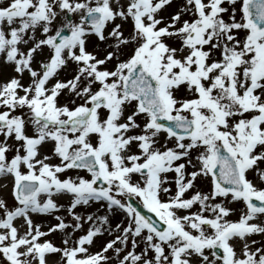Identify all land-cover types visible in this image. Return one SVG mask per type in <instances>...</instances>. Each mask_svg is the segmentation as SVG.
I'll use <instances>...</instances> for the list:
<instances>
[{
    "label": "snow or ice",
    "instance_id": "snow-or-ice-1",
    "mask_svg": "<svg viewBox=\"0 0 264 264\" xmlns=\"http://www.w3.org/2000/svg\"><path fill=\"white\" fill-rule=\"evenodd\" d=\"M170 4L0 2V59L14 73L0 81V178H13L17 202L0 198V264H47L53 252L65 264H108L110 249L118 264H264V244L248 239L264 234V0H185L166 19ZM117 18L131 19L127 34ZM93 36L103 56L88 49ZM70 61L74 74L60 79ZM62 93L70 99L61 102ZM46 143L50 155L41 152ZM73 169L90 178H61ZM61 194L71 196L73 231L84 220L93 226L71 244L66 234L58 248L40 238L69 223L56 216L45 232L32 214L64 208L54 199ZM241 201L239 219H228L229 204ZM93 202L124 220L112 228L107 215L74 211ZM103 224L118 234L92 253L86 245Z\"/></svg>",
    "mask_w": 264,
    "mask_h": 264
},
{
    "label": "rangeland",
    "instance_id": "rangeland-1",
    "mask_svg": "<svg viewBox=\"0 0 264 264\" xmlns=\"http://www.w3.org/2000/svg\"><path fill=\"white\" fill-rule=\"evenodd\" d=\"M0 2H3V0H0ZM184 2H185V0H171V4L165 6V8L161 11L160 15H163L166 19L170 18V15L173 14L174 12L178 11L180 6H182L184 4ZM185 18H187V17H185ZM115 23H121L122 24V27L125 30V34H127L132 28V22H131L130 18L126 22L121 21L119 18H117ZM112 26L113 25L110 24L108 27L110 28ZM37 35L40 36L39 31H38ZM169 42L171 43V41H169ZM88 49L90 51H95L96 53H98L99 56H103V54H104L103 42L98 41L97 38L94 36L90 37V42L88 43ZM47 51L48 50L45 49V54L47 53ZM38 59H41V57H38ZM75 68H76V65L70 61L68 69L66 71L62 70L60 72L59 78L60 79L71 78L72 75L74 74ZM13 74L14 73L12 72L11 66L5 65L3 60L0 59V81L5 80L6 78H8L9 76H11ZM23 82L27 83L28 81H27V79H25ZM51 82H54V81H50V83ZM178 95H187V93L185 91V92L179 93ZM60 99H61V102H66L68 99H70V97L66 93H62ZM76 102L81 103L82 101H80L79 99H76ZM18 111H21V110H18ZM23 111H26V110H23ZM27 133L29 135L34 134L31 125L27 126ZM0 139H2V137H0ZM10 142H12V141H10ZM51 148H52V145L50 143H49V148H47L44 153L42 152V148H41L42 154H49L50 155L51 154ZM13 151H10L8 153V155L11 156L13 154ZM48 162L52 163V164H57V163H59V158L58 157H52V159H50ZM189 170H191V169H189ZM77 174L84 175L87 178H90V174H88L84 170H74V169L73 170H66L64 173H62L60 175H61V178H66L69 175L75 177ZM169 175L174 176L175 174L170 173ZM6 178L13 182V178L11 176H8ZM133 178L138 179L137 176H134ZM249 178L253 179L254 182H256L258 184L260 183L258 180L255 179L254 173H250ZM3 179H5V178H0V180H3ZM196 185H197V188H199L205 192L208 191L209 187H210L209 180L204 179V178H198ZM262 186H264V185H262ZM12 187H13V183H12ZM6 189L7 188L0 189V195H3V197H4V194L6 192ZM195 190L196 189H190L189 191H187L185 193V197L191 196ZM172 192H173V194L175 192L174 182L172 183ZM61 195H64L65 200H60L57 203L62 204L65 207L61 208L58 212L51 214V215L50 214H32V218L34 220V223L39 224L41 226V231H45V232H47V229L51 225L59 222L56 219V216H62L64 218V220L69 223L70 226L66 230H56V231L50 232L46 236L40 238L41 241H44V240L51 241L58 248L65 247L63 241H64V239L67 238L66 234L71 236V239L69 240V244H71L72 241L76 240L80 235L85 234L87 232V230L93 226L92 221L84 220V221H82L83 227L81 229L73 231L71 224H74L75 220L73 219L72 215L67 210V206L71 201V196L66 195V194H61ZM134 198L143 206L140 199H138L136 197H134ZM162 198L167 199V196L162 194ZM5 201L9 206H12V205L17 203L13 198L12 191H11V195H10L9 199H5ZM198 207H199V205H195L193 207L192 211L197 210ZM229 207L235 208L236 211L234 213H231L229 215L228 219L233 220V221L238 220L239 216H240V210L242 208H244L243 202L242 201L241 202H233V203L229 204ZM74 211L78 212L82 216L86 215V214H91L94 218L98 217V216L107 215L109 217V224L112 226V228H114L115 225L117 223H119L121 220H124V214L122 211H120V210L109 211L106 208V206H102L101 202H93V203H90L89 205H81V206H78ZM178 214L183 215L184 212H182V213L179 212ZM206 214H208V213H206ZM252 222H260V220L258 219L256 221H252ZM15 223L17 224V226L23 225V220L21 218H18L15 221ZM96 223H97V225H101L100 221H96ZM109 224H103L102 227L105 229V231L102 234H97L94 237V242L91 245H86L89 248L90 252L94 253L96 251H100L101 248L103 247V245L108 240L113 239L114 235L118 234V233H114V232L110 233L108 231ZM24 230H26V225H24L23 227H20L21 232H23ZM248 239L257 241V244L253 245V247H258V246H261L262 244H264V234H258V233L252 234L248 237ZM233 242L235 243V241H233ZM142 247H143V245H140L138 247L137 251L142 250ZM206 254H210L209 250H206ZM107 255L111 257V260L108 262V264H118V260H117L116 255L112 249H110L108 251ZM122 255H123V253H121V256ZM46 262H47V264H65V258L62 257L61 252L47 253L46 254Z\"/></svg>",
    "mask_w": 264,
    "mask_h": 264
},
{
    "label": "bare ground",
    "instance_id": "bare-ground-1",
    "mask_svg": "<svg viewBox=\"0 0 264 264\" xmlns=\"http://www.w3.org/2000/svg\"><path fill=\"white\" fill-rule=\"evenodd\" d=\"M49 148V143H46L42 146V152L44 153L45 150ZM12 181H10L9 179L5 178L3 180H0V189L2 188H7L6 189V192L4 194V197L3 195H0V198H5V199H9L10 195H11V191H12ZM54 199H56V201H60V200H65V197L64 195H58V196H55ZM183 211H181L180 213H182ZM235 246H236V249L237 251L239 252L240 250V247H241V243L239 240H235ZM51 263V262H50Z\"/></svg>",
    "mask_w": 264,
    "mask_h": 264
},
{
    "label": "water",
    "instance_id": "water-1",
    "mask_svg": "<svg viewBox=\"0 0 264 264\" xmlns=\"http://www.w3.org/2000/svg\"><path fill=\"white\" fill-rule=\"evenodd\" d=\"M132 202H133V205H134L139 211H141L142 214L147 215V216H151V214H149L144 208H142V207L140 206V204L136 201L135 198H132ZM152 217H153V216H152ZM153 218H154V217H153ZM221 252H222L221 250L218 251V254H220Z\"/></svg>",
    "mask_w": 264,
    "mask_h": 264
}]
</instances>
